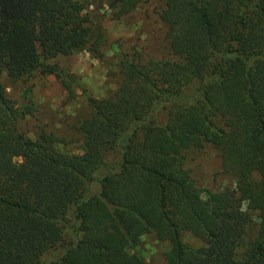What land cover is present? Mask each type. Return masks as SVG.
I'll return each instance as SVG.
<instances>
[{"label": "trees", "instance_id": "obj_1", "mask_svg": "<svg viewBox=\"0 0 264 264\" xmlns=\"http://www.w3.org/2000/svg\"><path fill=\"white\" fill-rule=\"evenodd\" d=\"M162 1L170 58L124 61L116 92L88 98L76 154L26 137L31 90L18 104L3 79L61 77L42 59L86 47L97 21L79 0H0V264H148L149 234L167 264H264V0ZM206 144L235 186L204 199L186 152Z\"/></svg>", "mask_w": 264, "mask_h": 264}, {"label": "rangeland", "instance_id": "obj_2", "mask_svg": "<svg viewBox=\"0 0 264 264\" xmlns=\"http://www.w3.org/2000/svg\"><path fill=\"white\" fill-rule=\"evenodd\" d=\"M96 24L86 47L68 56L42 59V65H58L62 76L44 74L41 69L30 77L15 81L3 79L10 97L18 104L24 102V92L30 91L33 113L21 123L27 138L37 140L42 132L58 135L71 153H81L83 137L77 125L88 113V98L104 99L112 96L123 74L124 61L135 60L146 65L150 61L170 58L166 28L161 21L162 0H144L137 8L121 14L110 1L79 0ZM23 151L16 157L22 162ZM186 166L206 199L208 192L219 193L235 186L234 180L224 174L218 151L209 144L186 152ZM253 232L249 234L252 237ZM238 251L243 258L248 243ZM185 242L201 245L191 236ZM170 245L153 235L141 238L139 252L148 264H167L165 253Z\"/></svg>", "mask_w": 264, "mask_h": 264}]
</instances>
